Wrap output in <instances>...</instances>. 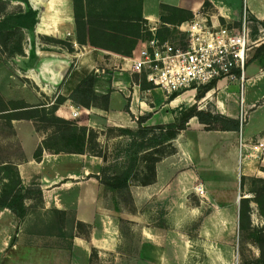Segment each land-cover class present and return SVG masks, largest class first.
<instances>
[{
	"label": "crops",
	"instance_id": "0c3cea01",
	"mask_svg": "<svg viewBox=\"0 0 264 264\" xmlns=\"http://www.w3.org/2000/svg\"><path fill=\"white\" fill-rule=\"evenodd\" d=\"M29 1L34 9L41 8L36 25L37 31L52 32L64 20L61 14L64 10L62 0ZM247 4L254 18V23L250 25L251 40L254 44L247 53L245 80L242 83L220 81L212 87L210 91L216 92L213 109H209L206 103H203L207 97H202V100L198 101L201 104L198 105L199 110H209L238 120L240 115H243L245 119L241 120L240 130L208 129L197 116L191 117L186 128L172 140L176 151L156 162V180L147 185L129 182L127 191L132 198L131 210L111 205L112 199L114 200L112 196L117 191L102 181L101 172L108 164L104 158L88 152L50 151L42 143L45 138L39 137L35 147L26 151L35 153L41 147V154L15 164L22 186L27 189L38 182L46 209L72 213L75 218L74 234L65 236L63 233L38 231L30 222L28 226L27 218L30 212L27 198H25L27 214L24 218L0 206V264L5 260L8 250L13 253L16 264H92L94 252L98 254L102 264L223 263L220 254L211 253L213 246L219 245L217 239L221 236V231L219 233L213 230V234L211 228L210 230L207 228L206 222L211 217L228 218L233 217L235 213L237 227H240V204L238 205L235 198L244 174V161L240 159L239 154L240 137L248 141L264 138V0H247ZM242 6L243 0H141V15L150 22L162 20L163 7H170L175 12L171 14L178 17L174 21L169 20L170 23L185 21L184 13L193 16L208 13L216 21L219 19L233 23L240 19ZM44 17L46 28L40 30L39 25ZM106 54L110 56L106 66L121 65L120 69L123 72L105 74L107 70L102 68L101 71L96 68L93 61L86 64L87 66L77 63L73 67V56L46 55L44 52V55L38 54V66L29 70V73L22 72L21 76L31 79L41 88H45L44 86L61 88L68 96L86 75L94 70L99 72V77L107 79V87L101 89L97 86L95 91L109 95L108 106L87 109L92 115L86 122L89 126L101 129L104 128V124L127 128L140 126L143 122L140 124L138 120L142 116H148L151 124H171L176 122L177 107L192 105L193 103L190 104L188 101H195L193 95H186L191 92L189 91L161 102L158 96L160 94L165 96V93L158 88L144 87L136 81L125 63L123 58L125 55L111 52ZM66 64H70V68L61 80ZM76 108L80 107L69 98L58 109V113L71 117L72 111ZM25 110H28L25 106L5 108L0 109V114ZM12 119L14 122L15 119L22 120L21 117ZM212 137L223 141V153L225 157L231 158L229 174L239 185L237 190L225 198L222 197L220 190L206 183L203 175L195 167L199 161L213 154L215 145L210 139ZM200 140L204 143L201 144ZM208 149L209 153L206 152ZM232 160H235V164ZM212 161L218 163L222 159L217 157ZM222 164L223 162L220 164L221 167ZM198 180L202 181L203 194L197 190ZM191 194H195L201 203L191 205ZM206 200L216 203L235 202L234 212L231 204L230 209L210 210L206 217L203 210ZM196 219L198 221L193 224V220ZM78 222L89 228L86 235L77 234ZM125 224L136 231L134 254L125 251L129 242L124 231ZM192 225L198 226L194 234L189 236L185 228ZM14 234L19 238L13 237ZM208 234L214 243L207 240ZM191 248L199 251L198 259L190 255ZM14 262L11 261L9 264Z\"/></svg>",
	"mask_w": 264,
	"mask_h": 264
},
{
	"label": "rangeland",
	"instance_id": "374dc122",
	"mask_svg": "<svg viewBox=\"0 0 264 264\" xmlns=\"http://www.w3.org/2000/svg\"><path fill=\"white\" fill-rule=\"evenodd\" d=\"M62 1L64 2V10L61 14L64 16V20L56 26V30L46 33L39 32L36 29V24L33 29L22 30L24 54L9 56L0 50V109L18 108L19 106L28 108L23 112L0 114V164H3L0 165V188L2 189L5 184L10 183L13 178L12 170L9 172L8 169L10 168L7 169L6 167L16 168L15 164L24 162L36 155L37 150L35 153H27L26 150L35 147L39 137L45 138L42 143L44 145V142H47L45 148L50 151L67 152V148L74 147V143L67 146L66 140L62 138L63 134L70 136L75 132L71 129L72 126H67L63 120L76 122L80 133H83V128L86 127L85 148L87 152L104 158L108 163L101 172L102 180L118 183V180L113 178L120 177L121 181L124 182L127 179L132 184L145 182L151 178L150 167L154 164V159L171 150L170 144L166 142L161 144L163 134L166 132L156 128L159 123L151 124L149 117L145 116L143 125L133 128L108 126L106 124L103 125V129L89 126L86 120L92 114H89L87 109L96 106L106 107V94L97 93L90 107L79 105L78 110L81 112L77 117H66L58 113V109L69 99L66 92L57 87H38L31 79L21 76V73L24 71L27 73L36 68L38 66V54L44 55V52L46 55L66 54L73 56V67L77 63L87 66L86 64L93 61L96 68L101 69V71L102 68L107 70L105 74L112 75L114 71L123 72L120 69L121 65L119 67L115 65L106 66V63H109L108 57H110L106 53L130 56L154 33L162 40L170 43L183 41L184 36L179 29V25L183 21L168 22L178 18L176 15H172L175 12L170 7H163V21L161 19L152 22L145 20L141 15V0ZM27 3L31 5L29 0H0V19L5 17V19L10 20L19 12L26 11ZM35 10L39 15L41 8ZM183 16L186 17V20L197 18V15L193 16L190 13H184ZM199 16L209 20L214 19L208 13L199 14ZM44 20L45 17L39 25L40 30L46 28ZM217 21L227 24L226 21L219 19ZM233 23L237 25L238 21ZM154 27L157 30H153ZM86 58L90 59L85 60ZM69 68L70 64H66L65 73L61 80ZM96 73L95 70L92 72L96 78L95 88L98 86V88L105 89L107 79L99 77V72ZM132 74L142 86L156 88L143 75ZM210 90L206 91L205 88L201 87L197 90H190L191 92L188 91L189 93L186 95L195 97V101L189 100L188 103H193L192 105L198 107L201 105L199 102L202 97H207L203 103H206L209 109H213L216 92ZM209 92L210 94H208ZM201 93H203L202 96H200ZM179 94L183 93H175L174 95L165 93V96L160 94L158 99L161 102L168 101L178 97ZM192 105L177 107V116L181 117L182 113ZM15 117H21L22 120L15 119L14 122L12 118ZM244 119L245 117L240 115V124ZM215 138H210L215 145L213 154L199 161L195 167L203 175L206 183L212 188L220 190L222 197L225 198L228 194L231 195L232 191L237 190L239 185L237 180L229 174L228 168L231 164V158L225 157V153H223V141ZM263 141L264 138L248 141L240 137L239 154L240 159L242 158L244 161V174L240 179L241 185L235 197L238 200V205L240 204V227H237L235 213H233V217L216 216L207 219L206 225L209 230L211 228V232L217 230L220 233L221 231V236L217 239L219 247H216L215 244L211 253L220 254L221 261L223 260L222 264H255L259 260L264 264V257H262L264 254V236L261 234L264 233V213L261 209V207L264 208V147H259ZM200 143L204 142L200 140ZM48 147L54 150L48 149ZM206 152L209 153L210 150L208 149ZM217 157H220L222 161L218 163L212 161ZM232 163L235 164V160H232ZM192 170L195 169L192 168ZM197 182L198 185L202 184L201 180ZM128 187L117 189L110 187L117 191L112 196L114 198V200L112 199V206L127 210L133 208L130 192L127 191ZM24 190H26V201L30 212V216L27 218L29 219L28 226L30 222L36 226L38 231L57 232L63 233L65 236H73L75 218L72 213L46 209L40 195L38 182ZM190 203L196 205L201 202L195 194H191ZM233 203H216L206 200L203 207L204 216L208 217V213L212 209H230L231 204L234 212L235 205ZM197 221L198 219L193 220V224ZM197 226L186 227L185 232L192 236ZM77 228L78 231L76 232L79 235H86L89 232L86 225ZM124 231L129 238L128 247L125 251L134 254L133 245L136 240V231L128 224H125ZM15 236L17 238L16 234L13 235V237ZM208 237L207 240L214 243L213 239L210 240V234ZM198 253L199 251L191 248L190 255L192 257L198 259ZM207 258L209 259V256ZM13 259H15L13 253L8 250L5 260L1 264L14 262ZM92 264H102L96 252L92 255Z\"/></svg>",
	"mask_w": 264,
	"mask_h": 264
},
{
	"label": "built area",
	"instance_id": "2783aa9c",
	"mask_svg": "<svg viewBox=\"0 0 264 264\" xmlns=\"http://www.w3.org/2000/svg\"><path fill=\"white\" fill-rule=\"evenodd\" d=\"M252 23V12L247 0H243L237 25L222 24L197 15V18L179 25L183 41L170 43L154 33L132 55L123 58L132 73L143 75L168 95L211 84L216 86L220 81L242 83L247 53L254 44L251 40ZM152 29L157 30L156 27ZM79 114L77 108L72 111L73 117ZM259 147H264V141ZM197 190L204 193L202 184Z\"/></svg>",
	"mask_w": 264,
	"mask_h": 264
},
{
	"label": "trees",
	"instance_id": "16d2710c",
	"mask_svg": "<svg viewBox=\"0 0 264 264\" xmlns=\"http://www.w3.org/2000/svg\"><path fill=\"white\" fill-rule=\"evenodd\" d=\"M38 13L37 11L27 3V10L21 11L13 17L12 19H0V50L9 56H15L17 54H24V47L22 43V30L23 29H33L37 24ZM96 78L95 75L90 73L86 75L83 80L75 87V89L69 95V98L76 105H82L85 107H90L93 103L92 101L96 98L95 91ZM214 85H208L205 90H210ZM203 93L200 94L202 96ZM174 95V94H173ZM174 97V96H173ZM172 97V98H173ZM108 106L109 95L105 96ZM61 103V102H59ZM26 107V106H25ZM193 116H197L200 122L206 124L208 129H218V130H240V121L238 119H231L219 113H213L209 110H199L196 105H192L187 111H184L181 117L176 118V122L171 124H159L156 128L161 131L165 130L161 144L166 142L170 144L171 150L166 154H163L154 160V164L150 167L152 172L151 178L141 184L147 185L151 184L156 180V162H158L163 156L167 154H172L176 151V148L172 144V140L177 136V134L186 128L187 122ZM145 116L139 117L138 122L141 124L145 120ZM67 126H72L71 129L75 131L73 134L66 135L63 134V139L66 140V145L75 144L74 147L67 148V152H76V153H86L87 149L85 148V135L86 127L83 128V133H80L77 128V124L74 121L63 120ZM75 127V128H73ZM68 129V128H67ZM69 130V129H68ZM93 131V130H90ZM47 142H44V147ZM48 149H52L48 147ZM42 152L40 148L37 150L36 156H39ZM157 153V152H156ZM10 172L12 170V180L10 183H7L2 188V193L0 194V206L10 209L14 214L20 218H24L27 214V207L25 205L26 191H24L22 186V181L18 170L14 167H6ZM118 180L116 182H109L107 180H102L104 184L112 188L119 187H128L129 181L126 179L121 181L120 177H114L113 179ZM262 204V203H260ZM262 212L264 213V208L261 207ZM65 213V212H64ZM85 226L84 223L78 222L77 227ZM264 236V233H261ZM264 253V252H263ZM264 257V254H262ZM255 264H263L261 260L257 261Z\"/></svg>",
	"mask_w": 264,
	"mask_h": 264
}]
</instances>
